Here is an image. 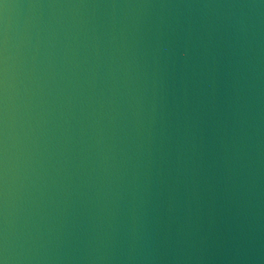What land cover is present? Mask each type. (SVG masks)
<instances>
[{
  "label": "water",
  "instance_id": "obj_1",
  "mask_svg": "<svg viewBox=\"0 0 264 264\" xmlns=\"http://www.w3.org/2000/svg\"><path fill=\"white\" fill-rule=\"evenodd\" d=\"M0 264H264V0H0Z\"/></svg>",
  "mask_w": 264,
  "mask_h": 264
}]
</instances>
